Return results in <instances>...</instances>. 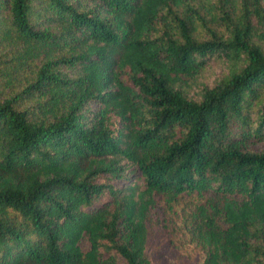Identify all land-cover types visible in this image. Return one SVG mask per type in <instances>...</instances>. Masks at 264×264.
Instances as JSON below:
<instances>
[{
  "label": "trees",
  "instance_id": "16d2710c",
  "mask_svg": "<svg viewBox=\"0 0 264 264\" xmlns=\"http://www.w3.org/2000/svg\"><path fill=\"white\" fill-rule=\"evenodd\" d=\"M189 196L199 264H264V0H0V264H154Z\"/></svg>",
  "mask_w": 264,
  "mask_h": 264
},
{
  "label": "rangeland",
  "instance_id": "374dc122",
  "mask_svg": "<svg viewBox=\"0 0 264 264\" xmlns=\"http://www.w3.org/2000/svg\"><path fill=\"white\" fill-rule=\"evenodd\" d=\"M198 200L189 196L173 207L157 197V206L151 216L146 253L154 264H199L203 252L190 241L182 226L191 204Z\"/></svg>",
  "mask_w": 264,
  "mask_h": 264
}]
</instances>
